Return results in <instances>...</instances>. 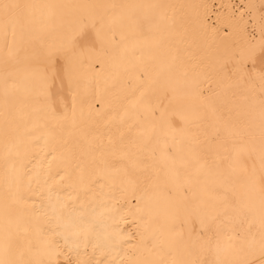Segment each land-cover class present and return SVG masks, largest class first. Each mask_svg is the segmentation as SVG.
Listing matches in <instances>:
<instances>
[{"label": "bare ground", "instance_id": "bare-ground-1", "mask_svg": "<svg viewBox=\"0 0 264 264\" xmlns=\"http://www.w3.org/2000/svg\"><path fill=\"white\" fill-rule=\"evenodd\" d=\"M262 48L264 0H0V264H264Z\"/></svg>", "mask_w": 264, "mask_h": 264}, {"label": "snow or ice", "instance_id": "snow-or-ice-1", "mask_svg": "<svg viewBox=\"0 0 264 264\" xmlns=\"http://www.w3.org/2000/svg\"><path fill=\"white\" fill-rule=\"evenodd\" d=\"M7 7L8 6L5 5V8H7ZM261 52H262V54H264V48L261 49ZM260 78H261L262 81H264V73L261 74V77Z\"/></svg>", "mask_w": 264, "mask_h": 264}]
</instances>
